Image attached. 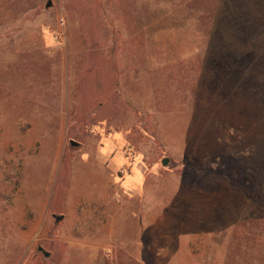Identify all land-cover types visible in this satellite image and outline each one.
I'll return each instance as SVG.
<instances>
[{"label": "rangeland", "instance_id": "rangeland-1", "mask_svg": "<svg viewBox=\"0 0 264 264\" xmlns=\"http://www.w3.org/2000/svg\"><path fill=\"white\" fill-rule=\"evenodd\" d=\"M0 264H264V0H0Z\"/></svg>", "mask_w": 264, "mask_h": 264}, {"label": "water", "instance_id": "water-1", "mask_svg": "<svg viewBox=\"0 0 264 264\" xmlns=\"http://www.w3.org/2000/svg\"><path fill=\"white\" fill-rule=\"evenodd\" d=\"M50 4H51V3L48 2V3H47V7H49ZM71 144H72L73 146H76V143H74L73 141H71ZM166 163H167V159H163V160H162V165H166ZM39 251H42V249L39 248ZM43 254H44L45 257H48V256H49L48 253H43Z\"/></svg>", "mask_w": 264, "mask_h": 264}]
</instances>
